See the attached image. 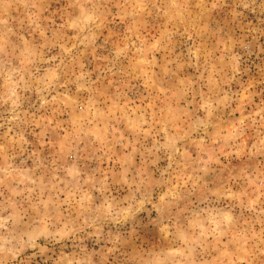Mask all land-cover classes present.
Instances as JSON below:
<instances>
[{
  "label": "rangeland",
  "instance_id": "obj_1",
  "mask_svg": "<svg viewBox=\"0 0 264 264\" xmlns=\"http://www.w3.org/2000/svg\"><path fill=\"white\" fill-rule=\"evenodd\" d=\"M0 264H264V0H0Z\"/></svg>",
  "mask_w": 264,
  "mask_h": 264
}]
</instances>
